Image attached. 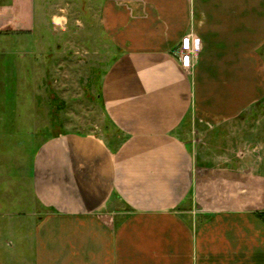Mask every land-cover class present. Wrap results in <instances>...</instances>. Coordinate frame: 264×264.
<instances>
[{"label": "crops", "instance_id": "0c3cea01", "mask_svg": "<svg viewBox=\"0 0 264 264\" xmlns=\"http://www.w3.org/2000/svg\"><path fill=\"white\" fill-rule=\"evenodd\" d=\"M71 24L78 35L63 44L84 49L83 33L98 30L112 56L99 99L121 138L56 132L43 144L24 264H264L256 172L201 167L184 137L259 101L264 2L0 0V103L18 82L20 46L34 53ZM187 35L199 53L190 70L177 57Z\"/></svg>", "mask_w": 264, "mask_h": 264}, {"label": "rangeland", "instance_id": "374dc122", "mask_svg": "<svg viewBox=\"0 0 264 264\" xmlns=\"http://www.w3.org/2000/svg\"><path fill=\"white\" fill-rule=\"evenodd\" d=\"M76 29L71 24L65 36L49 35V43L38 44L34 53L28 52L25 45L20 46L18 51L23 52L18 54V82L10 94L2 91L0 254L3 264H24L30 258L29 230L37 221L32 214L39 211L30 176L43 144L56 132L96 133L114 147L121 138L106 118L99 99L103 73L111 65L112 56L106 54L98 30L93 34L83 33L89 40L84 49L63 44L62 39L77 37ZM86 30L91 29L87 26ZM59 42L62 49H58ZM260 53L262 85L257 104L225 124L211 126L195 121L184 137L194 145L197 164L201 167H239L243 176L246 171H255L257 181L252 187L264 199V45ZM25 68L31 74L24 75ZM250 186L246 184L242 191H249ZM262 204L259 199V208ZM11 229H16V233Z\"/></svg>", "mask_w": 264, "mask_h": 264}, {"label": "built area", "instance_id": "2783aa9c", "mask_svg": "<svg viewBox=\"0 0 264 264\" xmlns=\"http://www.w3.org/2000/svg\"><path fill=\"white\" fill-rule=\"evenodd\" d=\"M177 57L183 69L190 70L195 66L199 53L193 44L192 35H187L182 39Z\"/></svg>", "mask_w": 264, "mask_h": 264}, {"label": "trees", "instance_id": "16d2710c", "mask_svg": "<svg viewBox=\"0 0 264 264\" xmlns=\"http://www.w3.org/2000/svg\"><path fill=\"white\" fill-rule=\"evenodd\" d=\"M261 216H263V217H264V213H262V214H261Z\"/></svg>", "mask_w": 264, "mask_h": 264}]
</instances>
